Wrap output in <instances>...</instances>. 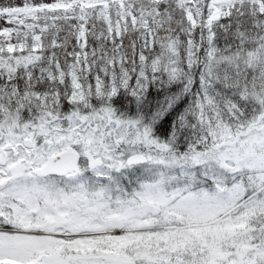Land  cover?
I'll return each instance as SVG.
<instances>
[{"label": "snow or ice", "instance_id": "1", "mask_svg": "<svg viewBox=\"0 0 264 264\" xmlns=\"http://www.w3.org/2000/svg\"><path fill=\"white\" fill-rule=\"evenodd\" d=\"M0 264H264V0H0Z\"/></svg>", "mask_w": 264, "mask_h": 264}]
</instances>
